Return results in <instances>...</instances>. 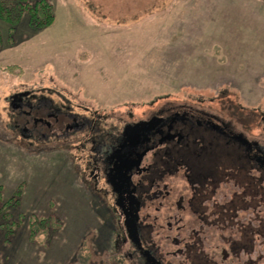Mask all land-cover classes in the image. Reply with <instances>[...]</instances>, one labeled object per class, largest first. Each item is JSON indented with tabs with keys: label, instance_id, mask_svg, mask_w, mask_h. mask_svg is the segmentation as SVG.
Instances as JSON below:
<instances>
[{
	"label": "rangeland",
	"instance_id": "374dc122",
	"mask_svg": "<svg viewBox=\"0 0 264 264\" xmlns=\"http://www.w3.org/2000/svg\"><path fill=\"white\" fill-rule=\"evenodd\" d=\"M47 1L55 17L48 28L34 31L22 18L12 30L0 21V193L4 200L19 195L14 215L24 218L14 243L0 244V264H80L81 240L89 234L87 241L95 239L85 253L92 254L88 264H107L109 215L79 181L85 166L77 141L61 134L66 140L23 139L14 127L19 112L12 97L27 92L34 101L66 106L82 123L97 114L119 121L165 105L202 106L264 145V35L263 28L252 34L257 23L248 22L257 15L264 22V0ZM243 31L244 39L253 35L259 47L236 46L232 40ZM237 66L243 68L236 71ZM244 73L250 82L240 81ZM240 175L229 173L219 192L223 201L239 192ZM259 188L258 215L240 213L238 225L226 223L227 228L195 227L188 218L185 230L169 236L180 234L187 242L193 228L201 229L204 249L220 262L228 241L235 242L243 228L252 232L259 226L254 253L225 264H247L256 257L264 264L263 180ZM252 195L245 198L252 202ZM32 216L58 223L46 245L29 240ZM162 245L178 249L167 240ZM174 252L168 257L173 264L187 263Z\"/></svg>",
	"mask_w": 264,
	"mask_h": 264
},
{
	"label": "flooded vegetation",
	"instance_id": "af4514ba",
	"mask_svg": "<svg viewBox=\"0 0 264 264\" xmlns=\"http://www.w3.org/2000/svg\"><path fill=\"white\" fill-rule=\"evenodd\" d=\"M34 99L27 92L14 99L11 105L19 112L14 127L31 142L61 139L60 134L77 141L85 166L79 181L109 215L112 245L107 264H173L168 257L174 251L163 248L165 240L178 248L174 254L186 264H225L254 253L259 226L252 232L243 228L235 242L228 241V250L220 251V262L204 249L201 229L193 228L187 242L180 234L171 237L169 233L185 230L188 218L195 227L221 224L225 228L226 223L238 225L240 213L253 210L259 214L264 145L258 138L235 129L227 118L202 106L165 105L142 117L129 114L119 121L97 114L87 121L83 118L82 123L66 106ZM130 128L134 130L131 137ZM230 172L241 174L236 184L232 181L239 192L223 201L219 192ZM251 195L252 202L245 198ZM245 232L249 250L244 249ZM87 239L81 240L80 264H88L92 255L85 253L91 251L89 244L95 238ZM258 262L256 257L247 264Z\"/></svg>",
	"mask_w": 264,
	"mask_h": 264
},
{
	"label": "trees",
	"instance_id": "16d2710c",
	"mask_svg": "<svg viewBox=\"0 0 264 264\" xmlns=\"http://www.w3.org/2000/svg\"><path fill=\"white\" fill-rule=\"evenodd\" d=\"M22 18L27 19V24L34 31L50 27L55 19L52 5L47 0H0V21L10 25L13 30ZM18 197L19 195L17 198L4 200L0 193V244L2 246L14 243L18 229L23 223L22 215L19 214L17 218L14 215L19 203ZM30 218L29 240L39 245H46L50 235L58 227L57 221L54 218L34 216Z\"/></svg>",
	"mask_w": 264,
	"mask_h": 264
},
{
	"label": "crops",
	"instance_id": "0c3cea01",
	"mask_svg": "<svg viewBox=\"0 0 264 264\" xmlns=\"http://www.w3.org/2000/svg\"><path fill=\"white\" fill-rule=\"evenodd\" d=\"M247 18L248 17H244V20L246 19L247 20ZM259 16L257 15L256 17L255 16H251V18H248V22L251 24V25H255V23H257V25H256V28L255 27H253V29H252V31H251V33L252 34H255V32H256V34H257V32H258V35H260V33H261V29L263 28V35H264V22L261 20V21H259ZM246 22V21H245ZM261 27V28H260ZM238 33V32H237ZM250 33V34H251ZM243 34H248V33H245V31H243V32H239V36L237 37V38H235L234 40H232L233 42H235V44H236V46H238V47H241V48H245V47H247V48H251L252 50H255V47H259V44H260V42H256V40H255V38H254V36L252 35L251 36V38H252V40H250V41H248V37H246L247 38V40L246 39H244V35ZM242 35V36H241ZM263 40H264V37H263ZM248 41V42H247ZM262 46H263V44H262ZM237 64H239V65H241L242 64V66L245 64V63H237ZM259 66H260V63H259ZM263 66H264V64H263ZM243 67H236L234 70H236V71H240L241 69H242ZM261 68V67H260ZM262 69V68H261ZM260 69V70H261ZM231 70V69H230ZM234 70H231V71H229V72H233ZM263 74H264V67H263ZM262 73V72H261ZM238 77V76H237ZM238 79V78H237ZM231 80V79H230ZM228 81H229V79H228ZM231 81H235V82H238L239 80H231ZM240 81H242V82H250L249 80H247V79H245V73L243 74V76H241V79H240Z\"/></svg>",
	"mask_w": 264,
	"mask_h": 264
},
{
	"label": "water",
	"instance_id": "95a60500",
	"mask_svg": "<svg viewBox=\"0 0 264 264\" xmlns=\"http://www.w3.org/2000/svg\"><path fill=\"white\" fill-rule=\"evenodd\" d=\"M17 97L16 96H14V97H12V100H13V102H14V99H16ZM151 123H149V125H150ZM137 126L138 125H136L135 127H134V129H137ZM134 130H132L131 128L130 129H128V136L130 135V137L131 136H134L133 135V132ZM240 142H242L243 143V141L240 139V138H237ZM224 254H225V252H224ZM224 257H226V255H224Z\"/></svg>",
	"mask_w": 264,
	"mask_h": 264
}]
</instances>
